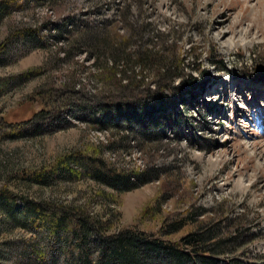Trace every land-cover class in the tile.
I'll list each match as a JSON object with an SVG mask.
<instances>
[{
	"label": "rangeland",
	"instance_id": "rangeland-1",
	"mask_svg": "<svg viewBox=\"0 0 264 264\" xmlns=\"http://www.w3.org/2000/svg\"><path fill=\"white\" fill-rule=\"evenodd\" d=\"M13 1L0 19V83H8L0 117L20 128L0 125V189L84 206L109 219V232L179 241L220 225L237 238L224 259L264 264V0ZM66 22L68 31L59 32ZM84 26L104 27L127 38L128 51L151 49L170 65L167 79L155 62L135 69L137 84L121 88L132 116L115 118L107 107L116 101L109 99L112 56L99 60L101 70L94 50L70 44ZM31 32L37 42H29ZM41 110L49 117L34 121ZM21 129L25 136L6 134ZM96 148L136 188L119 192L64 170L44 184L19 178ZM4 206L0 264H38L27 252L36 236L12 224ZM191 213L182 228L168 225Z\"/></svg>",
	"mask_w": 264,
	"mask_h": 264
},
{
	"label": "trees",
	"instance_id": "trees-1",
	"mask_svg": "<svg viewBox=\"0 0 264 264\" xmlns=\"http://www.w3.org/2000/svg\"><path fill=\"white\" fill-rule=\"evenodd\" d=\"M14 7L13 0H1L0 19L11 14ZM67 23L57 26L60 28L59 32L68 31ZM76 35L77 38L72 37L70 44L82 43L91 52L94 50L95 65L99 69L102 70L104 66L99 63V60L107 59L106 55L112 56V77L109 78L115 81L110 86L114 95L109 99L116 101L109 102L107 107L115 118L131 115L122 107L126 104V98L122 96L121 93L124 91L121 88L137 84L135 69L140 68L144 71L155 62L157 67L160 66L158 70H163L160 75L167 79L170 65L163 64L164 60L159 52L151 49L145 52H130L127 47V38L119 40L115 33L112 35L104 31V27L93 29L84 26ZM29 36V42L38 41L33 32L29 33ZM72 50L70 47L65 52L69 55ZM108 52L111 53L108 54ZM119 67L120 70H118ZM7 85V81H2L0 91ZM116 89L118 92H115ZM166 89L174 88L166 87ZM49 114L50 112L41 110L36 113L33 120L40 122L49 117ZM1 124L3 127H14L15 130L20 128L8 123L2 117H0ZM22 130L6 134L10 138L25 136L26 131ZM41 132L38 126L34 129V134H41ZM101 154L102 151L99 148L94 151H79L74 156L64 157L53 169L39 172L23 171L19 178L44 184L51 181L53 174L64 170L72 179H79L83 175L88 176L99 184L119 192L136 188L137 185L129 173L102 158ZM142 182L147 181L144 179ZM0 201L6 202L7 207L4 206L3 211L12 224H19L36 236L34 241L27 244V252L35 256L37 260L41 258L42 261L38 264H48L44 260L46 258H49V264H240L237 259H224V255L229 253L231 245L237 241V238L224 235L220 225H202L185 234L179 241H173L154 237L153 233L148 234L142 230L129 228L109 232L113 226L109 219H105L100 214H92L81 205L37 201L19 196L6 188L0 189ZM19 202L22 206H17ZM193 215L191 213L179 216L168 225L176 231L182 228Z\"/></svg>",
	"mask_w": 264,
	"mask_h": 264
}]
</instances>
